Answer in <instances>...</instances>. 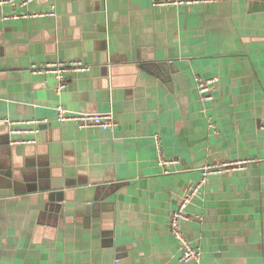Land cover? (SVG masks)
<instances>
[{"label": "crops", "instance_id": "crops-1", "mask_svg": "<svg viewBox=\"0 0 264 264\" xmlns=\"http://www.w3.org/2000/svg\"><path fill=\"white\" fill-rule=\"evenodd\" d=\"M58 60L88 65L61 92L32 68ZM196 75L218 76L212 99ZM60 103L115 124L58 122ZM5 118L21 166L0 175V264H264V0H4ZM239 159L188 205L201 253L182 261L172 211L203 166Z\"/></svg>", "mask_w": 264, "mask_h": 264}, {"label": "built area", "instance_id": "built-area-1", "mask_svg": "<svg viewBox=\"0 0 264 264\" xmlns=\"http://www.w3.org/2000/svg\"><path fill=\"white\" fill-rule=\"evenodd\" d=\"M4 0H0L3 2ZM7 1H17L19 3H27L30 0H7ZM208 0H153L154 4H194L201 3ZM32 14H44V15H55V5L52 4L51 8L47 12H39ZM23 15H29L28 13L14 14L13 17ZM9 16V15H7ZM5 16L4 18H6ZM34 71H46L54 74L58 80L56 89L61 92L66 87V73L72 69L85 70L88 69V65L80 60H58L52 63H47L42 67H37L34 65ZM219 80L218 76L205 78L200 75L195 76L196 86L202 100H210L214 96L215 86ZM213 83V84H212ZM57 115L56 120L58 122L73 121L79 127H100L104 129H109L114 126L115 120L113 118L112 112H71L63 104H59L56 107ZM4 120L6 124H17L16 121H11L9 118L1 119ZM41 121V120H40ZM39 122V121H38ZM213 126V123H210ZM264 129V123L262 125ZM155 143L158 150L157 162L165 166L169 161L166 159L162 147V142L159 135H155ZM250 159H239L233 161L219 162L214 164H208L200 169V179L197 182L190 183L186 189L185 195L180 201L179 205L172 211L169 218L170 231L177 239L180 246V259L182 261H189L191 259H200V250L193 245L190 239L186 236L183 222L190 218L186 209L192 200L201 193L203 185L208 181L211 174L230 172L235 168H243L244 165L249 162ZM118 259H116L115 264H118Z\"/></svg>", "mask_w": 264, "mask_h": 264}, {"label": "water", "instance_id": "water-1", "mask_svg": "<svg viewBox=\"0 0 264 264\" xmlns=\"http://www.w3.org/2000/svg\"><path fill=\"white\" fill-rule=\"evenodd\" d=\"M19 148L18 144L12 143L10 125L0 124V175L9 181L18 178L17 171L21 166L18 163L21 158ZM52 199L54 198L52 197ZM54 210L56 213L58 212V205Z\"/></svg>", "mask_w": 264, "mask_h": 264}, {"label": "trees", "instance_id": "trees-1", "mask_svg": "<svg viewBox=\"0 0 264 264\" xmlns=\"http://www.w3.org/2000/svg\"><path fill=\"white\" fill-rule=\"evenodd\" d=\"M201 175V174H200Z\"/></svg>", "mask_w": 264, "mask_h": 264}]
</instances>
